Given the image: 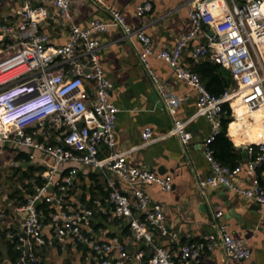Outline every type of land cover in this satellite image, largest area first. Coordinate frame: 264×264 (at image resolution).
I'll use <instances>...</instances> for the list:
<instances>
[{
  "label": "built area",
  "instance_id": "1",
  "mask_svg": "<svg viewBox=\"0 0 264 264\" xmlns=\"http://www.w3.org/2000/svg\"><path fill=\"white\" fill-rule=\"evenodd\" d=\"M138 1L136 15L141 17L151 10L152 3L151 0ZM228 2V10L219 12L216 0H187L191 27L180 34L172 46L158 51L154 50L153 38L143 27L130 25L121 11L111 6L107 7L110 23L91 19L87 28H81L72 22L70 0H21L18 20L0 25V161L6 168L27 162L14 159L8 152L11 148L27 150L28 160L35 159L37 152L53 159L40 173L42 183L31 179L32 192L23 203L12 208L24 215L22 234L18 237V264L38 262L37 250L47 242L43 232L46 227L57 236L72 235L76 241L88 243L101 264H190V259L200 250H210L219 244L231 259L243 260L250 256L247 240L232 235L225 225L219 227L218 237L210 234L197 245L182 244L178 255L164 246H154L149 256L141 249L130 254L116 239H91L87 230L92 226L94 212L72 201L69 194L78 172L75 164L106 168L130 188L129 192L123 191L108 181L112 214L129 217V226L136 237L148 243L151 233L147 224L161 235L168 234L161 204L153 201L141 186L152 183L168 191L172 187L171 176L130 164L127 155L134 147L115 148L118 108L110 100L113 84L100 64L102 45L93 34L116 25L121 28L123 37L135 36L140 41V62L173 118L172 126L161 136L154 137L151 127L145 126L139 146L169 135H176L182 143H187L192 138L188 123L198 116L205 117L213 132L203 143L210 174L200 182L201 186L225 185L264 210V179L257 172L260 168L264 177V143H250L246 163L234 166L222 164L210 146L221 129L224 103L232 110L233 98L239 97L240 103L250 110L264 106V56L260 50L264 43V0ZM49 19L66 25L67 36L63 43L53 44L42 30ZM203 25H208L212 33ZM200 35H204L205 40L194 46L192 57L209 56L230 72L234 82V86L220 96L211 93L199 74L181 63L184 49ZM152 54L169 64L177 78L195 88V111L188 120L176 116L182 98L166 91L159 83L158 74L149 62ZM101 145L110 150L103 158L98 156ZM7 154L10 158L5 161ZM64 164L74 165L63 168ZM247 178L249 184L244 185ZM42 202L55 209L47 220L38 207ZM134 211L140 212L142 219L134 217ZM221 214L218 210L214 215ZM8 217V211L0 208V223H6Z\"/></svg>",
  "mask_w": 264,
  "mask_h": 264
},
{
  "label": "crops",
  "instance_id": "2",
  "mask_svg": "<svg viewBox=\"0 0 264 264\" xmlns=\"http://www.w3.org/2000/svg\"><path fill=\"white\" fill-rule=\"evenodd\" d=\"M216 1L219 12L228 10V0ZM151 3V10L140 17L136 15L138 0H70L72 22L81 28H87L91 19L110 23L111 14L107 7L111 6L121 11L130 25L143 27L152 36L154 50L158 51L172 46L180 34L191 27V21L187 13V0H151ZM20 5L21 0H0V25L16 22L17 9ZM203 28L210 32L208 25H203ZM42 30L48 34L53 44H61L66 40V25L55 19H49L48 23L42 26ZM93 37L102 45L99 50V61L113 84L110 100L118 108L115 148L126 150L134 147L127 155L128 162L157 174L170 175L172 187L165 191L152 183L141 186L153 201L161 204L168 230V234L161 235L154 226L147 224V230L151 233V242L148 243L136 237L129 226V217H117L112 214L108 181L129 192L130 188L125 182L106 168L64 164L63 168L72 165L78 168L72 191L69 193L70 199L82 207L92 208L94 212L92 226L88 231L89 237L103 241L116 239L130 254L141 249L145 256H149L154 246H164L173 255H178L182 244L197 245L210 234L218 237L219 227L225 225L232 235L247 240L251 250L250 256L243 260L231 259L226 256L219 244L210 250H200L190 259V264H264V210L251 199L235 193L225 185L200 184L210 174L203 143L213 132L211 123L203 116L192 119L187 125L192 138L187 143H182L176 135H169L148 145L139 146L142 141L141 132L145 126L151 127L154 137L161 136L170 129L173 118L157 86L140 62L139 52L142 48L140 41L135 36L123 37L121 28L116 25H109L106 31L96 32ZM204 40L205 36L200 35L184 49L181 56V63L195 72L203 61L211 60L209 56L198 59L192 57L194 46ZM260 50L264 56V43L260 45ZM149 62L158 74L159 83H162L164 89L182 98L176 116L181 120H188L195 111L197 98L195 88L177 78L170 65L155 54L149 56ZM233 107L231 121L226 127V138L232 145L228 159L244 164L248 159L247 146L250 143H264L253 141L257 134H264V131L243 135L242 129L235 121L237 113L234 105ZM247 120L252 122L254 117L249 115ZM238 134L241 139L235 137ZM217 141L218 139L215 143ZM15 150L8 149L14 159L21 152H27L18 149L14 153ZM109 152L107 147L101 145L98 156L106 157ZM9 158L10 156L5 161ZM26 163L17 171H14L16 167H13L12 175L16 177L29 165L45 170L53 163V159L49 155L37 152L35 159H27ZM1 165H4V162L0 161ZM257 172L263 180L261 169H257ZM3 174L0 170V177ZM31 179L14 181L8 187L0 182L2 185L0 208L9 213L6 223H0V264H18V260L13 262L12 255L13 252L19 251L18 237L22 234L24 215L14 212L12 208L20 203L21 196L24 198L27 196V188L32 190ZM248 184L247 178L244 185ZM218 210H221L222 214L216 217L214 214ZM133 216L142 219V214L138 211H134ZM43 232L47 242L37 250L39 258L37 264H101L88 243L78 242L72 235L57 236L49 227L44 228ZM9 244H13V247L9 248Z\"/></svg>",
  "mask_w": 264,
  "mask_h": 264
},
{
  "label": "trees",
  "instance_id": "3",
  "mask_svg": "<svg viewBox=\"0 0 264 264\" xmlns=\"http://www.w3.org/2000/svg\"><path fill=\"white\" fill-rule=\"evenodd\" d=\"M199 76L204 82L206 88L213 94L220 96L226 90L230 89L234 86V82L230 75V72L218 63H214L212 60L203 61L198 68ZM230 106L228 103L223 104V117L221 119V131L215 136L214 140L211 142L210 146L213 149L214 156L222 163L228 166H234L237 162L231 161L228 159V154L230 153V149H232L231 142L226 138V127L227 124L231 121L230 117ZM216 139L218 141L215 143ZM253 141H264V134H257ZM215 148V149H214ZM16 160L28 159V152H21L15 157ZM22 167H16V170H20ZM23 172L21 177L26 179L34 178L37 184L42 183V177L40 173L43 171L41 167H36L33 165H29L26 168H23ZM29 185V184H28ZM72 190H70L71 192ZM31 188H27V194L31 193ZM25 200L24 196L20 197V203H23ZM38 207L43 211L45 215V220H47V216L54 209L49 203H40ZM89 230H87L88 232ZM13 244H9V248H12ZM13 252V251H12ZM38 254V253H37ZM20 255V251L13 252L12 260L15 263ZM37 264V263H36ZM42 264V263H38Z\"/></svg>",
  "mask_w": 264,
  "mask_h": 264
},
{
  "label": "bare ground",
  "instance_id": "4",
  "mask_svg": "<svg viewBox=\"0 0 264 264\" xmlns=\"http://www.w3.org/2000/svg\"><path fill=\"white\" fill-rule=\"evenodd\" d=\"M232 102H233L232 104L235 106L236 113H237V117L235 121L237 125H239L240 129H242L241 131L243 135H245V133L254 134L256 132L264 131V106L263 105H261L258 109L250 110L246 105H243L242 103H240L239 97L233 98ZM249 115H252L254 117V121L249 122L247 120ZM238 136L239 134L236 135L235 137L237 139L242 138L241 136L240 137Z\"/></svg>",
  "mask_w": 264,
  "mask_h": 264
},
{
  "label": "rangeland",
  "instance_id": "5",
  "mask_svg": "<svg viewBox=\"0 0 264 264\" xmlns=\"http://www.w3.org/2000/svg\"><path fill=\"white\" fill-rule=\"evenodd\" d=\"M18 151V149H16L15 151H14V153H16ZM0 170H2V173H4L2 176H5V178H7V177H9V178H7V180H5V178L4 177H0V182H3V184H6L7 185V187L8 186H10L14 181H24V180H26V178H23V177H21V172L16 176V177H14L12 174H13V168H11V167H8L7 169H5L4 168V166L3 165H1L0 166ZM16 169H14V171H15ZM5 181V182H4Z\"/></svg>",
  "mask_w": 264,
  "mask_h": 264
},
{
  "label": "water",
  "instance_id": "6",
  "mask_svg": "<svg viewBox=\"0 0 264 264\" xmlns=\"http://www.w3.org/2000/svg\"><path fill=\"white\" fill-rule=\"evenodd\" d=\"M212 33V29L210 30V34ZM244 153L246 154V152L244 151ZM27 164V163H24V165Z\"/></svg>",
  "mask_w": 264,
  "mask_h": 264
}]
</instances>
